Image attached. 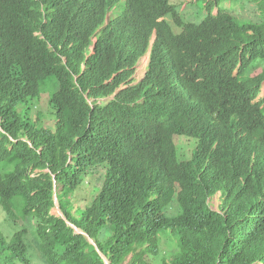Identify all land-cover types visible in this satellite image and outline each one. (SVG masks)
I'll list each match as a JSON object with an SVG mask.
<instances>
[{
  "label": "trees",
  "instance_id": "trees-1",
  "mask_svg": "<svg viewBox=\"0 0 264 264\" xmlns=\"http://www.w3.org/2000/svg\"><path fill=\"white\" fill-rule=\"evenodd\" d=\"M241 1L0 0V264H264V0Z\"/></svg>",
  "mask_w": 264,
  "mask_h": 264
},
{
  "label": "rangeland",
  "instance_id": "rangeland-1",
  "mask_svg": "<svg viewBox=\"0 0 264 264\" xmlns=\"http://www.w3.org/2000/svg\"><path fill=\"white\" fill-rule=\"evenodd\" d=\"M173 1L179 3L182 2V0H173ZM184 1L185 4L182 7V12L187 20L195 22L204 18L205 12L202 10V3L203 5H205L204 0H184ZM248 4L249 2L247 0H244L239 3H224L221 5V7L232 13L238 21L243 22L244 20H246L247 22H252V21L261 22L262 17L260 15V12L258 11V6L255 4H251V5ZM216 13L217 10L215 11V14ZM145 68H146V61H144L140 65L138 76H141L144 73ZM257 101H264V85L262 87L261 94ZM30 109H31L30 111L31 116L37 118V115H39L42 123L47 124L51 121L52 118L47 113L48 108L46 107L45 103L40 105L37 110H35L31 104ZM103 173L104 170L101 168L99 169V171H95L91 173L90 177L93 178L94 180L93 183L94 186L102 185ZM52 213L53 215L58 217H62V218L65 217L58 202L56 204V207L53 209ZM28 226L30 228L32 227L30 222H28Z\"/></svg>",
  "mask_w": 264,
  "mask_h": 264
},
{
  "label": "clouds",
  "instance_id": "clouds-1",
  "mask_svg": "<svg viewBox=\"0 0 264 264\" xmlns=\"http://www.w3.org/2000/svg\"><path fill=\"white\" fill-rule=\"evenodd\" d=\"M111 15H112L111 12L108 13V15H107V17H106V20H105V24H104L102 27H100V28L96 31V33H95V35H94V37H93V39H92V41H93L94 43L97 44V42H98L100 39H103V38H105V37H110L111 40H112V42H113V44H114V46H116V44H117V42H118V39H119V35H117V34H115V33H112V32H109V31H105L106 28H107V26H108L109 18L111 17ZM144 59H145V60H144ZM143 60L146 61V68H145L144 73H143L141 76H138L140 65L144 62ZM149 63H150V54H149V55H145L143 58H141V59L136 63L135 67L133 68V75H132V76H133L132 79H133V81L135 82V85L141 83V82L145 79V77H146V75H147V73H148V71H149ZM134 82H133V83H134ZM111 99H112V97L109 98V99L106 101V103H108Z\"/></svg>",
  "mask_w": 264,
  "mask_h": 264
},
{
  "label": "bare ground",
  "instance_id": "bare-ground-1",
  "mask_svg": "<svg viewBox=\"0 0 264 264\" xmlns=\"http://www.w3.org/2000/svg\"><path fill=\"white\" fill-rule=\"evenodd\" d=\"M166 84V83H165ZM164 92V91H163Z\"/></svg>",
  "mask_w": 264,
  "mask_h": 264
}]
</instances>
